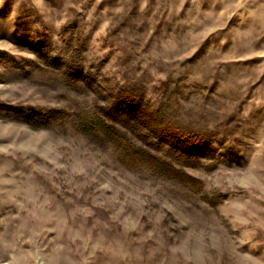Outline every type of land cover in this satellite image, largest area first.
Here are the masks:
<instances>
[{"label": "rangeland", "instance_id": "rangeland-1", "mask_svg": "<svg viewBox=\"0 0 264 264\" xmlns=\"http://www.w3.org/2000/svg\"><path fill=\"white\" fill-rule=\"evenodd\" d=\"M115 98L197 186L79 128ZM0 264H264V0H0Z\"/></svg>", "mask_w": 264, "mask_h": 264}, {"label": "trees", "instance_id": "trees-1", "mask_svg": "<svg viewBox=\"0 0 264 264\" xmlns=\"http://www.w3.org/2000/svg\"><path fill=\"white\" fill-rule=\"evenodd\" d=\"M65 115L68 116V113ZM78 117L80 116L78 115ZM148 119V113L143 110L135 114L133 111L129 112L123 107L121 100L115 98L109 104L95 105L92 111L81 118L79 128L84 133L97 134L108 140L117 153V159L128 167L143 165L154 173L177 179L183 184L197 186L199 180L176 167L173 162L167 160L164 156L153 152V150L162 149L163 144L166 143L169 144L165 149L168 154L176 155L178 149L175 142H172L169 137L170 132L167 131L166 127L158 125V122H150ZM150 119L152 118L150 117ZM111 121L118 122L132 132H136L138 138L147 147L133 146L114 127ZM185 162H188L187 158H185Z\"/></svg>", "mask_w": 264, "mask_h": 264}]
</instances>
